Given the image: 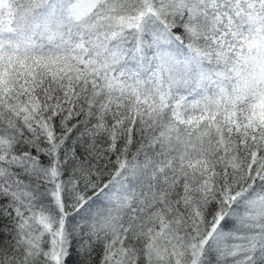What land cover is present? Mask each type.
Returning a JSON list of instances; mask_svg holds the SVG:
<instances>
[{"label": "snow or ice", "instance_id": "obj_1", "mask_svg": "<svg viewBox=\"0 0 264 264\" xmlns=\"http://www.w3.org/2000/svg\"><path fill=\"white\" fill-rule=\"evenodd\" d=\"M0 264H264V0H0Z\"/></svg>", "mask_w": 264, "mask_h": 264}]
</instances>
